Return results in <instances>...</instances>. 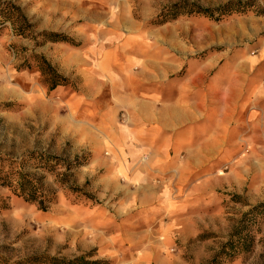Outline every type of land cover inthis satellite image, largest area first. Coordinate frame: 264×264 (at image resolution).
Returning a JSON list of instances; mask_svg holds the SVG:
<instances>
[{
  "label": "rangeland",
  "instance_id": "1",
  "mask_svg": "<svg viewBox=\"0 0 264 264\" xmlns=\"http://www.w3.org/2000/svg\"><path fill=\"white\" fill-rule=\"evenodd\" d=\"M261 86L264 0H0V264H264V136L176 150L209 119L245 127L233 104ZM136 96L166 127L133 119ZM137 129L166 137L160 159L119 148Z\"/></svg>",
  "mask_w": 264,
  "mask_h": 264
},
{
  "label": "crops",
  "instance_id": "2",
  "mask_svg": "<svg viewBox=\"0 0 264 264\" xmlns=\"http://www.w3.org/2000/svg\"><path fill=\"white\" fill-rule=\"evenodd\" d=\"M261 96H257L258 93H256V99L253 102L254 109H250L249 106L246 108H242L239 103H235L237 105L233 104L232 109H237L239 112L244 110L246 112H249L248 115V120L247 124L245 127H237V128H232L230 131H227L225 128H217V125L215 122H212L211 119H209L208 124H207V130L205 132L206 137H203L204 140L201 142L198 139L199 136V131H192L191 135L186 138L187 143H181L177 145V151L179 150H186L187 153L190 155L189 161H191L193 164L198 163L201 159L204 157L207 158H214L216 156L217 152H224V151H232L236 150L239 147L241 148L242 139H240V142H237L239 137L244 134V129H251V132L247 131V135H252L255 137V140H258V137H261V141H263V136H264V107L261 106L260 111L263 113L259 115L258 111V105L257 103L259 102V99H263V93H264V88L261 86V89L259 90ZM137 95V94H136ZM140 103L135 105V114L134 120L136 121H146L148 122L149 119H155L154 122L158 125V127H166L167 125V118H166V110L160 108L159 113L157 112V118H152L153 116H156V114H153L150 111V100H143L142 98H139L138 96L134 97L131 102ZM182 114V113H181ZM148 118V120H147ZM131 119V118H130ZM194 119V118H193ZM189 120V119H188ZM195 120V119H194ZM184 121V120H183ZM193 121V120H192ZM145 123V122H143ZM233 137L229 141V137ZM222 137H228L227 139L222 138ZM166 137L162 136V132H159V134H156L152 131L148 130H143V129H137L134 133H129L127 139L123 138L122 141L120 142V149H122L124 152L130 153L128 155V158L130 159L131 163L136 165L137 162L141 160L142 153L144 152H158L157 154H153L150 159L153 161H157L159 158L160 152H165L166 151ZM165 141V142H164ZM260 141V142H261ZM233 147V148H232ZM139 170L138 166L136 167ZM167 188L165 189L166 192H170L171 186L168 185L166 186ZM177 188V186H175ZM179 189V188H177ZM158 190V191H157ZM155 188H151L150 190L147 187L139 189V193L141 192H154L159 194L160 190ZM178 191V190H176ZM135 199L136 197L133 196ZM146 198H150V196H146ZM138 199H143L145 200V197H140ZM142 200V201H143Z\"/></svg>",
  "mask_w": 264,
  "mask_h": 264
},
{
  "label": "trees",
  "instance_id": "3",
  "mask_svg": "<svg viewBox=\"0 0 264 264\" xmlns=\"http://www.w3.org/2000/svg\"><path fill=\"white\" fill-rule=\"evenodd\" d=\"M29 186H31L29 179L26 176L22 175L21 178H20L19 189L21 190L23 195L26 194L27 187H29ZM27 200L29 202H32V203H37L38 202V200L36 199V196H34V195H31L30 199H27ZM38 204H39V206L41 207L42 210L45 211L47 209V207L44 206V201H41ZM225 246H226V248L229 247V250L231 252L235 251V246L232 243L228 244V245H225ZM226 255L229 256V257L231 256L230 253L226 254ZM49 260H50L51 264H79V263H83V264H97V262H87L83 258L74 259V260H70V261L59 260V259H56V258H51ZM229 261H232V260L229 259ZM213 264H221V263H218L217 261H215Z\"/></svg>",
  "mask_w": 264,
  "mask_h": 264
},
{
  "label": "bare ground",
  "instance_id": "4",
  "mask_svg": "<svg viewBox=\"0 0 264 264\" xmlns=\"http://www.w3.org/2000/svg\"><path fill=\"white\" fill-rule=\"evenodd\" d=\"M140 200L142 201L143 199H140ZM149 200H150V198L148 199V198L145 197V201L146 202L149 201Z\"/></svg>",
  "mask_w": 264,
  "mask_h": 264
}]
</instances>
